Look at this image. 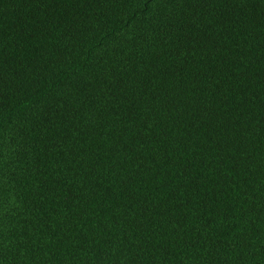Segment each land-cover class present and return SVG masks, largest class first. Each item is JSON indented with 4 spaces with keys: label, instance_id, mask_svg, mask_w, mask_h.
Returning a JSON list of instances; mask_svg holds the SVG:
<instances>
[{
    "label": "trees",
    "instance_id": "obj_1",
    "mask_svg": "<svg viewBox=\"0 0 264 264\" xmlns=\"http://www.w3.org/2000/svg\"><path fill=\"white\" fill-rule=\"evenodd\" d=\"M0 264H264V0H0Z\"/></svg>",
    "mask_w": 264,
    "mask_h": 264
}]
</instances>
